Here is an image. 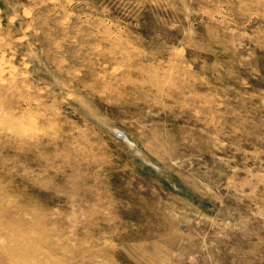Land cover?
I'll list each match as a JSON object with an SVG mask.
<instances>
[{"label": "rangeland", "instance_id": "rangeland-1", "mask_svg": "<svg viewBox=\"0 0 264 264\" xmlns=\"http://www.w3.org/2000/svg\"><path fill=\"white\" fill-rule=\"evenodd\" d=\"M0 264H264V0H0Z\"/></svg>", "mask_w": 264, "mask_h": 264}]
</instances>
